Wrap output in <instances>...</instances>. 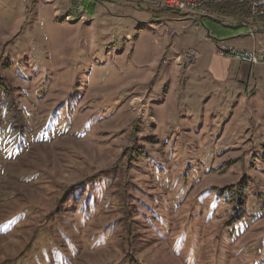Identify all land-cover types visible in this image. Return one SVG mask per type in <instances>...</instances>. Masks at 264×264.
Listing matches in <instances>:
<instances>
[{
	"label": "rangeland",
	"instance_id": "374dc122",
	"mask_svg": "<svg viewBox=\"0 0 264 264\" xmlns=\"http://www.w3.org/2000/svg\"><path fill=\"white\" fill-rule=\"evenodd\" d=\"M184 15L163 0H0V264H264V63H244L248 86L213 84L170 54L182 35L217 41ZM240 34L227 43L249 49ZM243 176L245 216L222 228L211 188ZM83 185L87 218L85 193L54 215ZM161 189L173 207L184 196L152 226L140 202ZM194 225L214 231L198 249Z\"/></svg>",
	"mask_w": 264,
	"mask_h": 264
},
{
	"label": "trees",
	"instance_id": "16d2710c",
	"mask_svg": "<svg viewBox=\"0 0 264 264\" xmlns=\"http://www.w3.org/2000/svg\"><path fill=\"white\" fill-rule=\"evenodd\" d=\"M104 1H110V2H115L117 0H104ZM200 2H202L201 4V8L202 10H208V12H214L218 15H222V16H232V17H241V18H247L248 17V4L247 2L245 3V0H198ZM85 9V11L87 10L89 14H91L94 11V3H86L83 2L82 5ZM162 13L165 14H174L176 13L177 15L178 12H175L173 10H166L163 9L161 11ZM163 14V15H165ZM181 16V15H180ZM207 31V35L209 36V39H230L235 37L236 35H239L240 33H243L244 29L241 28H234V27H222L218 20L214 19V18H200L197 20ZM137 150V149H136ZM124 154H122V157L126 156L127 153H133L134 149L133 148H125L124 149ZM139 154L138 157L142 158L145 155V152L143 150H138ZM232 163L229 161L227 162L223 167H222V172L224 173L226 172V170L228 169V166L231 165ZM103 174H100L99 176H102ZM246 176H243V178H240L237 183L235 184H229L226 186H223L221 188L218 187H212V191L215 192V194H217L218 198H222L224 203V210L225 212H227V214L223 215L221 217V219L223 218V222H221V224L219 225L222 228H228L233 229V226L235 224H237L244 216V206H245V202H246V198L248 193L250 192V185H249V181L246 179ZM86 185V184H85ZM181 193H184L185 191L187 192L186 189L181 188ZM184 190V191H183ZM83 193H85V198L83 202H86L88 205L83 206L84 209V213H83V217L87 218V215L89 214V202L90 204H93L94 200H95V194L91 193V188H84L83 186H75V187H70L67 189L66 193L63 195V198L61 199L58 208L54 211V215L56 213H58L59 209L61 207L64 206V204H66L69 200H71L72 202L80 195L83 196ZM165 190L161 189V194L164 195L162 200L159 203H152V201L146 200L148 203H150L151 205L148 206L146 203H143V200L140 202L142 203V205L144 206L145 210H147V207L150 209L149 212L153 213L151 218H145L146 222L149 221L150 224H152V226H154L157 223H160V217H159V213L158 209L161 208V206H164V210H166L165 205L168 207V205L170 206V209H174L177 208L180 204V202L183 200V196L181 194H178V196L176 197V202L174 203V207H173V201L172 200H168L169 198L165 197ZM178 201V202H177ZM152 205H154L155 210ZM49 216H53L51 214H48ZM138 215L140 214H135V217H139ZM202 215V212L199 214ZM220 217V216H219ZM218 217V218H219ZM213 219L214 215L211 214L208 216V220L209 219ZM207 220V218H206ZM125 222V221H124ZM162 222V221H161ZM187 223V222H186ZM188 224V223H187ZM155 231V230H154ZM214 231L212 229H210V233H208L207 235L204 234L202 232L201 229H198L196 231V226L194 225L193 229L191 230V233H188L187 231H185V235L186 237L189 238V245L192 246L193 244L196 246V248L198 249V245L196 244V242H200V240L203 238H206L209 240L210 239L207 238L211 233H213ZM153 234V233H151ZM155 234H157L159 236V239L164 240V242L166 240L169 239V237H165L166 233L164 232H159V230H157V232H155ZM189 234V235H188ZM183 240H185V236L182 237ZM192 239V241H191ZM174 243L177 244L178 249L176 251V254H178L183 246V243H179L177 240L175 241L174 239ZM186 247V246H185ZM185 249V248H184ZM204 251V250H203ZM202 251V252H203ZM202 252H199L200 254ZM187 256V255H186ZM190 257V256H189ZM214 257V256H213ZM215 258V257H214ZM187 263V261H186ZM129 264H134L132 261H129Z\"/></svg>",
	"mask_w": 264,
	"mask_h": 264
},
{
	"label": "built area",
	"instance_id": "2783aa9c",
	"mask_svg": "<svg viewBox=\"0 0 264 264\" xmlns=\"http://www.w3.org/2000/svg\"><path fill=\"white\" fill-rule=\"evenodd\" d=\"M163 2L166 7L174 8L185 14L184 16L197 20L200 18H214L218 20L222 27L244 29L245 32L243 30V33H248L254 42L250 49H239L227 43L226 40H217L214 42V52L235 62L247 63L251 67L264 63V0H245L248 4V17L244 19L222 16L214 12H208V10H202V2L198 0H163ZM260 20H263V22L261 23ZM251 21H254L253 24ZM199 56L197 50L188 49L179 54L177 60L178 62L193 64Z\"/></svg>",
	"mask_w": 264,
	"mask_h": 264
},
{
	"label": "crops",
	"instance_id": "0c3cea01",
	"mask_svg": "<svg viewBox=\"0 0 264 264\" xmlns=\"http://www.w3.org/2000/svg\"><path fill=\"white\" fill-rule=\"evenodd\" d=\"M183 20H187V18H184ZM170 21L174 22V19H171ZM169 27H171V26L169 25ZM171 28L174 29L173 27H171ZM183 28L186 29V27H184V26H183ZM188 36H190V35L186 34V35L180 36L181 41L179 44L177 42V44L174 45L172 42L174 47L172 46V44L170 45V47L172 46V48H173V50L170 51L171 55L176 56L180 52L183 53L190 48H194V49L198 50V53L200 54V56L198 57V59H196L195 64L190 68H193V69L195 68V71L198 75H200V74L205 75L206 77L211 79L213 84H216V85L221 84L224 86L225 85L226 86L227 85L232 86L233 84L240 83V82L246 83V86L249 85L248 80L250 78L249 76L251 75V71H252V68H250V66H248L247 64H244V63H242V64L236 63L229 58H225V56L221 57V56L217 55L214 52V48L209 49L207 47V44H206L207 41L204 40V37L202 38V36H200V37L197 36L198 37V38L196 37L197 39H195V36L193 39H191L190 37L188 38ZM233 38L242 39V38H245V35L240 34V35L233 37ZM231 39H224V40L231 41ZM189 40L191 43L188 44ZM212 40L214 41V39H212ZM221 40H223V39H221ZM253 45H254V43H253V40L251 39L250 48ZM233 46L236 47L235 45H233ZM236 48L245 49L242 47H236ZM176 52H178V53H176ZM182 67H185V65ZM183 69H185L186 71L189 70V68H183ZM208 78H206V80H208ZM255 82H256L257 87H255L254 91L257 92L259 89V86H261V83L258 80ZM246 93H247V91H246Z\"/></svg>",
	"mask_w": 264,
	"mask_h": 264
}]
</instances>
